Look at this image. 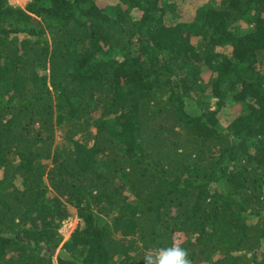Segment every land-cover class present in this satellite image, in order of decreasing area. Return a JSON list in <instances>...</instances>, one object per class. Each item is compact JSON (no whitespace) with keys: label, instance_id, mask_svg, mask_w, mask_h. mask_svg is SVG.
I'll list each match as a JSON object with an SVG mask.
<instances>
[{"label":"trees","instance_id":"obj_1","mask_svg":"<svg viewBox=\"0 0 264 264\" xmlns=\"http://www.w3.org/2000/svg\"><path fill=\"white\" fill-rule=\"evenodd\" d=\"M107 1L0 0V264H264V0Z\"/></svg>","mask_w":264,"mask_h":264},{"label":"clouds","instance_id":"obj_2","mask_svg":"<svg viewBox=\"0 0 264 264\" xmlns=\"http://www.w3.org/2000/svg\"><path fill=\"white\" fill-rule=\"evenodd\" d=\"M144 261L145 264H191L187 250L175 244L149 252L145 255Z\"/></svg>","mask_w":264,"mask_h":264},{"label":"rangeland","instance_id":"obj_3","mask_svg":"<svg viewBox=\"0 0 264 264\" xmlns=\"http://www.w3.org/2000/svg\"><path fill=\"white\" fill-rule=\"evenodd\" d=\"M9 1L12 5L24 7L29 0H9ZM100 1L105 2V3L108 2L107 0H100ZM194 1H196L197 3L204 2V0H194ZM196 2H194L193 5L191 3L189 4V7H187V15L192 14V12L194 11V7L196 5ZM213 101H215V100H213ZM77 223H78V221L75 218V219H70L65 225L63 224V226L61 227L60 230L62 231L65 239H68L70 237L71 233L75 230ZM61 252H62L61 250L57 251V255H55V257L53 259L55 263H57V256L60 255Z\"/></svg>","mask_w":264,"mask_h":264},{"label":"built area","instance_id":"obj_4","mask_svg":"<svg viewBox=\"0 0 264 264\" xmlns=\"http://www.w3.org/2000/svg\"><path fill=\"white\" fill-rule=\"evenodd\" d=\"M67 222H68V221H67ZM67 222H65L64 225H65ZM61 232H62V231H61Z\"/></svg>","mask_w":264,"mask_h":264}]
</instances>
